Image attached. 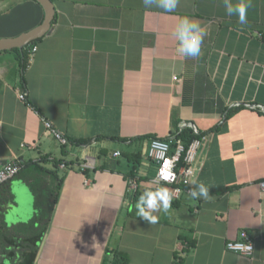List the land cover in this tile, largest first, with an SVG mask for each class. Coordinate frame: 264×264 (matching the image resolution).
Instances as JSON below:
<instances>
[{"label":"crops","instance_id":"1","mask_svg":"<svg viewBox=\"0 0 264 264\" xmlns=\"http://www.w3.org/2000/svg\"><path fill=\"white\" fill-rule=\"evenodd\" d=\"M52 1L54 29L27 46L30 56L38 50L26 68L15 50L0 52V169L24 163L0 190V203L9 192L36 227L46 209L51 214L35 264H113V251L126 254L127 264H179L178 253L182 264H264V0H251L245 24L226 14L223 0H179L172 13L146 9L142 0ZM5 2L0 38L44 22L37 1ZM182 16L205 30L199 57L176 52ZM185 129L203 137L192 180L210 188V199H171L151 225L136 216L139 196L161 187L171 195V188L153 181L150 141L176 140ZM138 153L140 162L127 158ZM55 160L73 167H60L66 178L50 211L46 172ZM21 228L8 237L23 240ZM243 231L253 240L251 255L227 248ZM182 237L195 243L187 252L178 248Z\"/></svg>","mask_w":264,"mask_h":264},{"label":"built area","instance_id":"2","mask_svg":"<svg viewBox=\"0 0 264 264\" xmlns=\"http://www.w3.org/2000/svg\"><path fill=\"white\" fill-rule=\"evenodd\" d=\"M38 47H33L31 50L30 59L34 57ZM22 100H26L24 94H20ZM45 125L50 129L54 137L63 145H67L69 140L64 134L58 131L51 122L46 121ZM196 135L198 131H196ZM203 137L195 138L187 147L182 142L178 143V146L174 152H172V143L175 141V136H169L165 139L153 138L150 141L148 148V157L157 166L156 176L154 183L157 185H168L171 188L172 199L178 200L183 194H189L191 189V181L195 175L196 164L199 151L203 147ZM120 155V153H116ZM24 167L22 160H15L6 164L0 169V189L10 180L18 176ZM63 169L66 168V164H61ZM91 181L87 180L86 184L91 185ZM261 189L264 191V181L260 184ZM132 189L139 187L138 180L133 179L131 183ZM188 247V242H182L179 245L180 251H184ZM227 248L230 251L251 255L254 251V243L247 231H243L240 234V238L236 241L229 242ZM251 249V250H250Z\"/></svg>","mask_w":264,"mask_h":264},{"label":"clouds","instance_id":"3","mask_svg":"<svg viewBox=\"0 0 264 264\" xmlns=\"http://www.w3.org/2000/svg\"><path fill=\"white\" fill-rule=\"evenodd\" d=\"M179 0H142L146 9L158 7L166 13L176 10ZM223 4L228 16H237L240 24L247 22V11L251 5V0H237L234 4L232 0H223ZM173 35L178 41L176 52L185 58H196L201 54V44L205 35V30L201 24L188 17H179ZM191 183L195 186L190 189V196L194 199H210V188L203 182L193 179ZM171 195L166 188L155 190L146 189L135 205L136 216L148 221L151 225L157 223L154 212L163 211L167 213L171 207ZM251 250V249H250Z\"/></svg>","mask_w":264,"mask_h":264},{"label":"trees","instance_id":"4","mask_svg":"<svg viewBox=\"0 0 264 264\" xmlns=\"http://www.w3.org/2000/svg\"><path fill=\"white\" fill-rule=\"evenodd\" d=\"M34 1H36V0H34ZM55 20H56V16H55L54 21ZM35 43H37V40L32 42V44H35ZM14 50L18 53V58L20 60V64L24 68H26V66L29 63V58H30L29 47H26L23 52H21L19 49H14ZM198 137L200 138L201 135H199V136L196 135L193 132V130H191V129H185L178 136L177 139L181 140L182 143L184 144V146L187 147L195 138H198ZM177 139L172 143V152H174L178 146ZM140 157H141L140 153L134 154V155H132V154L127 155V158H129L130 160H134L133 162H140L141 161ZM65 162H64V160H55L54 161V168L52 170H50L49 172H46V173H50V180L47 184L45 183L46 187L49 189V191L47 192V196L51 197L54 202H56L58 200V198L60 196L61 189H62L63 182L66 178V173L60 172L61 164L65 163L66 168L68 167L69 169H71V167H73L66 160H65ZM85 172H87V170H85ZM131 177L133 178L134 175H132ZM34 182L35 183H33V184L36 186L35 188L37 189L39 187L37 184L38 182L37 181H34ZM7 183L0 190L5 191L4 189L7 187ZM6 194H8L7 200H11V196L9 195V192L8 193L6 192ZM43 196H45V195L43 194ZM50 218H51V214L46 209L44 212V218L38 227H36L34 225V223L31 222L29 224H24V225H21L18 227H14L13 229H9L5 226V224L3 222L2 223L0 222V240L6 239L8 241V243H10L14 246L15 249L18 248L22 251V258H21V262L19 264H35L37 254H38V250H39V243L41 242L43 235L45 233V230L47 229L48 221L50 220ZM20 227H22L21 231H24L25 236H26L25 238H23V240L18 241V239L20 238L19 235L16 236L15 238H13L11 236L8 237V235L11 234V232H12V234L14 232H17L18 229H20ZM19 234H24V233H19ZM182 240H184L183 242H188V247L186 248L187 250L186 249L184 250L186 252L189 250V248H191L195 245V243L189 237H182ZM15 249L10 252V256L12 258L16 257V250ZM180 254L181 253H178L176 258H178V261L180 259L179 264H182L183 260L180 256ZM113 255H114L113 264H127L129 261L128 256L122 252L113 251ZM107 261L108 260H106V263H107Z\"/></svg>","mask_w":264,"mask_h":264},{"label":"water","instance_id":"5","mask_svg":"<svg viewBox=\"0 0 264 264\" xmlns=\"http://www.w3.org/2000/svg\"><path fill=\"white\" fill-rule=\"evenodd\" d=\"M44 9L45 18L41 26L31 32H27L16 38H0V52L24 49L31 45L32 42L42 38L44 35L50 34L53 31V21L56 16L54 2L52 0H36ZM6 163V162H5ZM48 208L51 211L54 207L52 199L47 202ZM25 208L18 200H3L0 203V222L4 223L7 228L18 227L26 223Z\"/></svg>","mask_w":264,"mask_h":264},{"label":"flooded vegetation","instance_id":"6","mask_svg":"<svg viewBox=\"0 0 264 264\" xmlns=\"http://www.w3.org/2000/svg\"><path fill=\"white\" fill-rule=\"evenodd\" d=\"M3 242H8L6 239L0 240V264H3L4 256L6 257L4 260V264H19L17 261H15L14 258L10 256V250H4L3 249Z\"/></svg>","mask_w":264,"mask_h":264},{"label":"rangeland","instance_id":"7","mask_svg":"<svg viewBox=\"0 0 264 264\" xmlns=\"http://www.w3.org/2000/svg\"><path fill=\"white\" fill-rule=\"evenodd\" d=\"M7 5H9L7 4V2L3 3L2 5H0V9L4 10L5 8H7Z\"/></svg>","mask_w":264,"mask_h":264}]
</instances>
